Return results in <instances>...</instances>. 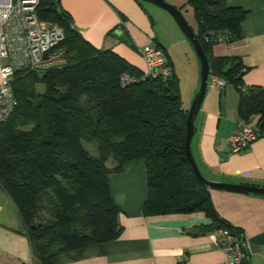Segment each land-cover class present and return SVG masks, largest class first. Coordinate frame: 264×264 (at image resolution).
Here are the masks:
<instances>
[{
	"label": "trees",
	"instance_id": "trees-1",
	"mask_svg": "<svg viewBox=\"0 0 264 264\" xmlns=\"http://www.w3.org/2000/svg\"><path fill=\"white\" fill-rule=\"evenodd\" d=\"M182 6L191 10L195 27L190 28L209 74L233 87L238 120L255 116L263 135L264 88L240 92L244 68L232 56H212V46L220 44L204 40L210 33L225 35L228 44L238 40L244 11L225 6L223 0H184ZM35 12L61 29L58 47L64 63L39 74L14 73L16 105L0 124V189L18 212L33 264H60V253L118 237L119 210L107 177L134 160L143 162L142 216L201 212L210 224L199 233L229 229L241 234L218 217L208 189L185 159L186 110L175 75L143 77L111 50L92 47L73 28L59 0H38ZM117 15L120 24L108 36L117 28L125 35L124 17ZM123 42L137 52L127 37ZM152 44L161 49L155 39ZM123 74L136 81L121 86ZM82 142L94 147V156ZM240 264H248L247 259Z\"/></svg>",
	"mask_w": 264,
	"mask_h": 264
},
{
	"label": "crops",
	"instance_id": "crops-1",
	"mask_svg": "<svg viewBox=\"0 0 264 264\" xmlns=\"http://www.w3.org/2000/svg\"><path fill=\"white\" fill-rule=\"evenodd\" d=\"M182 11L184 0H165ZM227 7L244 11L242 35L227 47L214 45L212 56H232L244 68L241 83L246 88H264V0H223ZM71 18L73 28L96 49H108L139 71L144 64L137 52L123 41L127 37L139 49L152 44V25L134 0H59ZM143 6V4H142ZM144 8V6H143ZM147 11V10H146ZM125 35L117 28V14ZM170 28L172 21L166 16ZM192 28V27H191ZM126 36V37H125ZM155 41L165 53L172 73L181 82V107L188 109L198 89L196 64L185 74L173 65L163 42ZM238 95L230 85L222 89L206 87L196 113L190 151L198 171L206 180L232 185L264 188V134L245 150L229 153L226 138L235 128ZM256 117L248 122L256 124ZM107 167L112 162H106ZM112 202L118 208V237L110 242L89 245L58 255L60 264H222L225 255L214 234L199 233L210 220L201 212L142 216L145 196L142 160L123 164L118 173L107 177ZM218 217L238 229L245 243L248 264H264V198L227 191L208 190ZM0 264H33L24 226L18 212L0 189Z\"/></svg>",
	"mask_w": 264,
	"mask_h": 264
},
{
	"label": "built area",
	"instance_id": "built-area-1",
	"mask_svg": "<svg viewBox=\"0 0 264 264\" xmlns=\"http://www.w3.org/2000/svg\"><path fill=\"white\" fill-rule=\"evenodd\" d=\"M37 4L38 0H0V124L10 116L16 105L11 88L14 73L39 74L64 63L63 50L58 47L63 33L55 24L38 19L35 12ZM204 40L225 47L229 45L226 36L219 33H210ZM137 53L144 64L143 77L165 78L171 74L164 53L153 44L137 49ZM135 81L124 74L119 78L121 86ZM225 85L223 79L210 74L207 76L206 87L222 89ZM237 89L245 91L243 85L237 86ZM260 135L255 125L238 120L226 138L229 153L245 150ZM214 235L225 255L222 264H240L247 259L241 234L234 235L229 229H218Z\"/></svg>",
	"mask_w": 264,
	"mask_h": 264
},
{
	"label": "water",
	"instance_id": "water-1",
	"mask_svg": "<svg viewBox=\"0 0 264 264\" xmlns=\"http://www.w3.org/2000/svg\"><path fill=\"white\" fill-rule=\"evenodd\" d=\"M138 5L142 8V3L151 4L159 9L164 10L174 21L180 33L184 36L188 44L191 46L199 65V84L196 93L193 96L192 101L189 104V107L186 111V117L184 121V143H183V152L185 159L195 176L196 180L208 190H216V191H227L232 193L246 194V195H256L260 197H264V188L262 187H254V186H246V185H232L226 183H217L206 180L197 169V166L194 162L190 151V139L193 133V124L196 113L200 107V103L202 101L205 89H206V79L209 75L208 63L201 51V47L197 40L195 39L194 33L192 29L188 26L186 21L184 20L180 11L165 3L163 0H136Z\"/></svg>",
	"mask_w": 264,
	"mask_h": 264
},
{
	"label": "rangeland",
	"instance_id": "rangeland-1",
	"mask_svg": "<svg viewBox=\"0 0 264 264\" xmlns=\"http://www.w3.org/2000/svg\"><path fill=\"white\" fill-rule=\"evenodd\" d=\"M165 3L169 4L167 1L163 0ZM144 6L145 14L147 16V20L150 25H152V33L154 36L150 41L153 42V39H155V36H157V39L160 42H163L165 48L169 52V57H171L173 61V65L178 68L180 71H183L185 74L189 72L190 65L196 64V67H198V61L197 58L191 48V46L188 44L184 36L180 33L177 26L175 25L172 18L162 9H159L151 4L148 3H142ZM184 9L180 11L182 14L184 20L188 24L189 27H192L194 29L195 23L192 17V13L190 8L187 6H183ZM147 10V11H146ZM166 16L169 17L172 21L173 28H170L168 22H166ZM197 69V78L199 82V76H198V68ZM181 82L178 80V89H179V97L180 94L184 93V77H182ZM37 91H41L40 87H37ZM197 91V90H196ZM82 146L91 154L95 155L94 147L90 144H86L82 142ZM41 216V214H40Z\"/></svg>",
	"mask_w": 264,
	"mask_h": 264
}]
</instances>
